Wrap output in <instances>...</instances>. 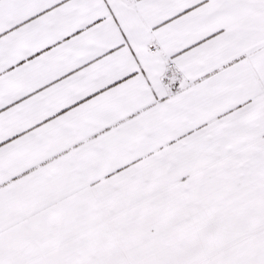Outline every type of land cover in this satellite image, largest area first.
I'll use <instances>...</instances> for the list:
<instances>
[{
    "label": "snow or ice",
    "instance_id": "obj_1",
    "mask_svg": "<svg viewBox=\"0 0 264 264\" xmlns=\"http://www.w3.org/2000/svg\"><path fill=\"white\" fill-rule=\"evenodd\" d=\"M0 264H264V0H0Z\"/></svg>",
    "mask_w": 264,
    "mask_h": 264
}]
</instances>
